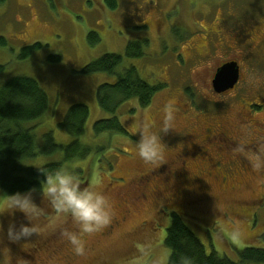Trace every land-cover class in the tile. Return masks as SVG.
<instances>
[{
  "label": "rangeland",
  "instance_id": "rangeland-1",
  "mask_svg": "<svg viewBox=\"0 0 264 264\" xmlns=\"http://www.w3.org/2000/svg\"><path fill=\"white\" fill-rule=\"evenodd\" d=\"M116 1L119 5L112 9L106 0H0V38L8 40V45L0 44V86L13 77L27 76L39 81L49 94L47 112L29 124L39 147L48 132H53L56 141L63 145L75 140L59 123L72 105L82 103L89 107L86 132L80 140L93 151L87 158L66 165L82 168L88 179L85 185L94 184L107 196L111 216L135 205L131 201L135 175L157 164L143 161L135 145L146 123L157 131L162 129L165 109L172 111L173 120L171 132H161V160L172 150L167 148L171 146L167 136L192 132L196 127L191 114L203 115L199 125H210L209 121L215 122L219 117L231 119L230 122L237 119L241 132L252 130L249 125L258 121L264 132V0ZM91 31L99 35L97 44L89 42ZM142 39L148 41L141 44L144 55L127 56L129 43ZM230 40H236L237 45L230 48ZM35 43L42 46L21 59L22 48ZM106 53L124 56L117 73L83 72L87 64ZM51 56H60V60L51 61ZM232 60L240 64L242 79L237 91L226 98L237 106L229 104L218 109L206 100L221 101L225 97L213 94L210 79L222 64ZM131 66L149 84L164 86L145 107L137 98L120 106L117 115L129 134L96 135L95 122L112 115L99 105V86L116 82L118 75ZM241 99L254 102L255 108L260 106L259 112L245 114L248 105ZM244 134L233 136L230 150L228 146L221 152L209 147L210 157L205 155L203 164L195 165L190 175L195 177L198 170L206 173L214 168L216 174L226 177V184L220 185L216 176L198 175L190 180V188L184 194L199 203L177 208L183 211L187 225L209 254L215 250L236 261L245 247L264 248V162H253L256 154L248 155L245 145L254 142L241 138ZM62 159L60 152L27 163L42 165ZM7 196L13 195L0 188V223L5 230L9 223H27L23 213L8 207ZM31 196L41 213L34 221L40 230L20 245H9L13 256L24 258L26 264L36 254L42 255L44 242L57 239L68 226V215L57 214L42 190L31 191ZM139 207L111 237L98 241L89 235L87 245H82L83 253L75 256L72 264H87L89 259L92 264H168L171 249L164 242L172 210L157 215L159 207ZM144 219H150L153 225L131 233ZM206 220L213 222L205 223ZM70 225L76 223L72 220ZM100 259L103 263H97Z\"/></svg>",
  "mask_w": 264,
  "mask_h": 264
},
{
  "label": "trees",
  "instance_id": "trees-1",
  "mask_svg": "<svg viewBox=\"0 0 264 264\" xmlns=\"http://www.w3.org/2000/svg\"><path fill=\"white\" fill-rule=\"evenodd\" d=\"M106 3L112 9L119 5L116 0H106ZM99 41V35L91 31L89 42L97 44ZM0 44L6 46L8 40L1 37ZM141 44L146 45L148 41L144 39L138 42L131 41L127 47V56H143L144 52L140 50ZM41 46V43H35L22 48L20 58L30 57ZM49 59L58 61L60 56H51ZM123 60L124 56L120 54L106 53L87 64L83 68V72L86 74H115ZM2 69L3 67L0 66V70ZM163 86L164 84L151 85L143 80L134 66L119 74L116 82L100 85L98 89L99 105L102 110L110 112L112 115L95 122V134H129L117 115L120 106L129 99L137 98L140 105L145 107L152 102L156 92ZM49 104V94L34 78L16 76L0 86V188L7 195L42 190L41 181L44 177L40 174L39 169L55 168L61 164L66 165L85 159L93 151L92 147L83 144L80 140V137L86 132V124L90 116L89 107L82 103L72 105L65 119L59 123V127L74 136L75 140L68 145H63L56 141L53 132H48L43 137V145L38 146L29 124L43 117ZM60 152L63 154L62 160L42 165L27 163ZM75 170L83 181H88L87 177L84 178L85 172L82 168H75ZM171 210L172 222L164 242L171 249L168 264L264 263V248L255 246L245 247L239 254L240 260L237 261L227 255H220L215 250L209 254L203 241L187 225L183 211L177 208ZM204 222L212 224L213 221L206 220ZM101 261L103 259L97 263Z\"/></svg>",
  "mask_w": 264,
  "mask_h": 264
},
{
  "label": "flooded vegetation",
  "instance_id": "flooded-vegetation-1",
  "mask_svg": "<svg viewBox=\"0 0 264 264\" xmlns=\"http://www.w3.org/2000/svg\"><path fill=\"white\" fill-rule=\"evenodd\" d=\"M257 40H261L260 37ZM228 42L225 43L227 45ZM236 46V40L229 41V46ZM252 51V49H250ZM213 75L211 76L210 83L213 89V94L217 97H225L222 98L221 101L218 100H206L214 105H217L218 109L220 107H235L236 102H229L227 96L233 94V92L237 91L238 87L241 84L242 79V70L240 69V80L237 85L228 90L225 93H217L213 88ZM190 90L194 91L193 87ZM186 92V89L184 90ZM193 95H200L196 92H193ZM247 99L246 97H244ZM240 102L244 104L247 103V111L245 114L256 115L259 112L258 105L256 108L254 107V102H250L248 100ZM241 103V104H243ZM204 114V113H202ZM206 114V113H205ZM191 119L195 118L196 127L192 130V132L180 133L174 132L171 135L167 136V143H169V138L171 139L169 150L167 154L162 157L163 160H159L155 163V166L147 171H140L134 177L133 188L132 191L133 198L131 201L135 204L130 208L126 209L124 213L113 214L110 217L109 223L102 227L96 232L93 233H83L80 231V227L78 224L74 226H69V223L72 222V218L68 216V220L66 228L62 230L63 234L57 235V239H50L44 242V247L42 249V255L39 257V253L34 256L33 259L29 261L28 264H72L75 260V256L78 254L75 251V247L67 240V237L64 235L66 232H75L78 233L81 240V245L86 246L89 241V235H93L94 238H97L100 241L103 238H109L113 235L117 228H120L123 224H125L131 215L135 212V210H139V206L145 207L146 205L153 206V209L159 207L158 214L163 212L166 209L173 208H183L193 207L199 203L198 199H189L185 196V190L190 188V180H194V178L198 175H206L208 178L212 176H216L219 180L220 185L226 184V177L221 176L220 174H216V169H208V172L205 173V170H198L197 175L195 177L190 175L192 174V169L195 168V165L203 164L205 160V155L210 157L209 147L218 148L224 150L227 146L228 149H231V143L235 140H232L235 135H242L249 140H252L254 143H250L249 145H245L249 148L248 155H256L258 154V148L260 145L264 146V132H261V127L258 125L261 122H251L249 127L253 128L252 130H247L246 132L239 131V121L237 119L228 121L216 118L214 121H209V124L199 125L202 122L203 115L200 114H191ZM215 117V116H214ZM226 117H230L226 114ZM228 119V118H227ZM206 127V128H203ZM238 130V131H237ZM171 131H168L170 133ZM189 137L188 139H185ZM169 137V138H168ZM249 141H246V143ZM172 143H178L179 146H172ZM174 148V149H173ZM176 148V149H175ZM250 152H252L250 154ZM196 180V179H195ZM156 215V216H157ZM149 225H153L150 219L142 220L138 225L134 226L132 232H140L143 229L147 228ZM90 249L93 250L94 246L91 245ZM41 250V249H40ZM92 259H89L87 264H92Z\"/></svg>",
  "mask_w": 264,
  "mask_h": 264
},
{
  "label": "clouds",
  "instance_id": "clouds-1",
  "mask_svg": "<svg viewBox=\"0 0 264 264\" xmlns=\"http://www.w3.org/2000/svg\"><path fill=\"white\" fill-rule=\"evenodd\" d=\"M172 120V111L165 109L162 129L157 131L147 123L141 128L135 147L138 156L146 163H155L161 159L163 144L161 132L166 134L172 129L170 126ZM253 162H264V146L258 148V154L253 158ZM39 171L44 177L41 181L43 195L52 209L57 214L70 216L79 225L81 232L90 234L109 223L111 208L107 196L97 190L94 184L85 185L73 167L61 164ZM7 201L10 209L24 214L27 223L20 225L9 223L6 230L0 223V264H26L24 258L13 256L9 245H20L22 241L36 234L40 229L34 221L41 213L32 199L31 191L7 196ZM65 235L75 247L76 253L82 254L79 234L66 232Z\"/></svg>",
  "mask_w": 264,
  "mask_h": 264
},
{
  "label": "water",
  "instance_id": "water-1",
  "mask_svg": "<svg viewBox=\"0 0 264 264\" xmlns=\"http://www.w3.org/2000/svg\"><path fill=\"white\" fill-rule=\"evenodd\" d=\"M240 79V65L232 60L222 64L216 71L213 79L215 92L221 94L233 89Z\"/></svg>",
  "mask_w": 264,
  "mask_h": 264
}]
</instances>
